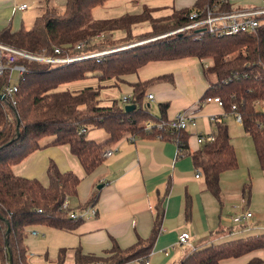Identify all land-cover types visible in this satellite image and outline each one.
Returning <instances> with one entry per match:
<instances>
[{
    "label": "trees",
    "instance_id": "trees-1",
    "mask_svg": "<svg viewBox=\"0 0 264 264\" xmlns=\"http://www.w3.org/2000/svg\"><path fill=\"white\" fill-rule=\"evenodd\" d=\"M107 1L65 0L64 6L59 8L51 0H38L31 26H21L15 32L7 26L0 31V43L35 54H51L53 47L76 53L72 51L73 47L82 43L84 47L79 52L87 53L110 48L117 42L149 39L182 28L190 23V11L203 6L214 9L215 13L231 11L224 1L195 0L191 7L171 9L165 16L153 17L152 9L145 7L137 14L93 19L92 9ZM259 20V27L252 32L218 36L203 29H185L99 58L54 67L20 60L17 64L24 67V72L11 100L3 96V87L11 80L10 73L6 71L0 76L1 264H30L25 242L28 228L42 225L71 230L82 222L81 218L72 219L68 215L73 208L60 209L65 198L77 195L80 178L72 171L62 172L50 161L46 168V186L37 179L12 173L13 165L46 146L68 145L84 173L89 175L103 162L104 147L124 134L173 141L177 147L176 158L189 156L194 168L200 171L206 190L214 197H220V174L237 167L225 121L222 118L214 120L209 134L213 140L204 141L196 151L190 152V134L187 131L171 132L166 127L168 103L158 104L159 115H153L144 104L148 85L170 80V76L133 84L129 104L134 108L130 111L124 109L126 103L122 100L101 103L100 92L104 87L117 84L123 76L134 74L149 62L187 57L209 59L206 72L214 75L216 81L206 88L200 100L218 97L225 113L240 117L241 128L251 138L259 166L264 170V16ZM143 21L148 22L149 30L132 35V26ZM114 30H123L126 35L114 40L111 37ZM100 34L101 37H96ZM89 77L97 80L96 86L76 91L59 89L63 84ZM110 81L114 82L103 83ZM149 121L162 125L163 129L158 131L156 126L145 129V123ZM92 129L103 130L107 138L102 142L87 139L86 132ZM46 136L53 138L42 145L40 139ZM94 203L95 198H91L87 205L78 208L85 209ZM162 216L160 201L149 238L138 240L127 249H121L114 242L102 256L83 254L77 249L74 264H124L135 259H141L144 264L154 246ZM259 249L264 250V234L194 248L179 264H220ZM63 256L61 250L59 264H62ZM246 264H264V261L254 258Z\"/></svg>",
    "mask_w": 264,
    "mask_h": 264
},
{
    "label": "crops",
    "instance_id": "crops-1",
    "mask_svg": "<svg viewBox=\"0 0 264 264\" xmlns=\"http://www.w3.org/2000/svg\"><path fill=\"white\" fill-rule=\"evenodd\" d=\"M220 1L227 3L231 11L255 9L262 5V0ZM51 2L59 7L64 6L65 0ZM173 2L171 9L178 10L191 7L195 0ZM19 4H26L27 8L18 10L16 6ZM37 7L38 0H0V31L7 26L12 32L21 26L26 27L33 22ZM29 9L32 13L30 19L27 17ZM171 9L160 11L157 8L154 14L162 13L158 16H165ZM207 60L187 57L149 62L134 74L123 76L116 86L126 91L123 95L130 96L133 84L158 76H170V80L148 85L143 101L148 109H152L150 102H167V119L181 111L195 117L196 126L187 130L193 135L188 138V149L193 152L201 145L195 143L194 136L210 134L214 120L222 118L225 121V116L232 115L225 113L215 103L202 106L198 103L208 88L203 77L206 71L204 65L208 67L210 63ZM149 94L153 96L151 100L147 99ZM152 114L157 115L154 112ZM211 117L215 119L211 120ZM239 126L241 128L240 123ZM242 132L232 137L228 129L237 167L220 174L219 198L206 190L201 173L195 177L196 169L189 156L176 158L177 147L173 141L124 134L115 143L104 147L112 149L113 153L103 158L101 165L89 175L84 173L68 145L46 146L34 151L13 165L12 173L37 179L46 186V168L52 161L60 171H72L80 178L77 195L68 198L69 207L77 211L87 205L91 198H95L92 207L96 213L93 217H85L71 230L42 225L28 228V233L34 238L30 243L25 240L28 262L44 264L39 262L41 258H53L56 251L61 250L63 259L68 256L73 261L77 249L83 254L102 256L114 242L121 249H127L138 240L150 237L160 201L162 222L147 264H179L194 248L264 234V170L259 166L251 138ZM86 138L102 142L107 135L101 129H92L86 132ZM240 209L251 212L252 217L242 224H233L231 217ZM182 232L190 235L186 244L177 242ZM165 250L169 251L167 256L163 253ZM254 258L264 261V250H255L220 264H246Z\"/></svg>",
    "mask_w": 264,
    "mask_h": 264
},
{
    "label": "built area",
    "instance_id": "built-area-1",
    "mask_svg": "<svg viewBox=\"0 0 264 264\" xmlns=\"http://www.w3.org/2000/svg\"><path fill=\"white\" fill-rule=\"evenodd\" d=\"M18 10H25L27 8L26 4H19L16 6ZM264 16V0H262V5L255 9H248L242 11H230L226 13H215V10L208 8L207 6H203L200 9H193L189 13L190 23L182 28H178L176 32L185 30V29H203L205 31L211 32L218 36H230L233 34L243 33V32H252L260 25L259 17ZM102 35H97L96 37H101ZM84 45L82 43H78L73 47L72 51L76 53H70V51H62V49L58 47H53L51 54H35L31 52H27L25 50L17 49L12 46H8L0 43V76H2L6 71L11 75L14 71L18 73V79L15 84L5 85L3 87V96L12 99L13 95L17 91V83L24 72V67L17 64L20 60H25L28 62H41L46 63L49 67H54L63 64H69L78 60L89 59V58H99L100 56L109 54L111 52L116 51L117 48L98 50L93 52H79L83 49ZM99 60V59H97ZM205 68L207 65H204ZM130 96L124 95L121 100L124 103L129 104ZM153 96L151 94L147 95V99L151 100ZM12 103L15 102L12 100ZM201 106L207 103H215L221 107V102L218 97H207L198 102ZM234 109V106H232ZM236 120L240 123V117L235 116ZM211 120H214V117H211ZM156 126L157 130H162L163 126L160 124H156L154 122H146L145 129L149 130L151 127ZM196 126L195 117L187 112H178L173 117L168 119L166 127L172 131H187L191 127ZM213 140L212 137L208 134L206 136L198 135L196 136V142L198 144L203 143L204 141ZM113 153L112 149L106 148L102 151V157L107 158ZM200 175V171L196 170L195 177ZM69 200L65 198L60 206V209L63 211L69 210ZM96 211L92 206L86 207L85 209L77 210V211H68V215L72 219L81 218L82 220L85 217H93ZM252 217V213L240 209L237 211L232 217L231 222L233 224H242L249 220ZM190 238V235L187 232H182L178 235L177 242L179 244H186ZM173 248V247H172ZM165 256L169 254V251L163 252ZM141 259H135L124 264H141ZM147 259L144 261V264H147ZM8 264V263H6Z\"/></svg>",
    "mask_w": 264,
    "mask_h": 264
},
{
    "label": "rangeland",
    "instance_id": "rangeland-1",
    "mask_svg": "<svg viewBox=\"0 0 264 264\" xmlns=\"http://www.w3.org/2000/svg\"><path fill=\"white\" fill-rule=\"evenodd\" d=\"M173 1L174 0H109L105 4L93 8L91 11V16L93 19L119 18V17L124 16V15H131V14L140 13V12H142V10L145 7L151 8L153 11V14H154L157 12V10H155L157 8H160V11L164 10V9H171V7L174 6ZM59 7L62 8L63 5H61ZM30 10L31 9H29V11L27 12L28 13L27 17L29 19L32 17V13ZM158 15H162V13L154 14L153 17H157ZM31 23L27 24L26 27L29 28ZM148 30H149L148 22L143 21V22L137 23L136 25L132 26L131 34L132 35H138L139 33H141V32L143 33V32L148 31ZM176 30H173L171 32H176ZM168 33H170V32H168ZM165 34H167V33H165ZM165 34H161V35H165ZM125 35H126V33L123 30H114L111 32V37L114 40L118 39V38H122ZM145 40H148V39L134 40V42L132 41V42H127V43L117 42V43H114L112 47H110V48L107 47L105 49H111V48H117V49L125 48L126 49V48H129L126 46H129L130 44H134L137 42L138 43L143 42ZM119 50H121V49H119ZM208 61L209 60H207L206 62H208ZM203 77L206 81L207 86L211 85L212 83H214L216 81L215 76L207 73L206 71L204 72ZM17 79H18V73L16 71H14L11 75V80H10L11 84H15L17 82ZM113 82L114 81H110L107 83L103 82V83L107 85V84H111ZM96 85H97V80L93 77H89V78H85L83 80L74 81L72 83L63 84V85L59 86V89L60 90L76 91V90H79V89H82L85 87H89V86L93 87ZM125 92H123L122 88L119 89L116 86V84L115 85H109L108 87L106 86L100 92L101 103L102 104H110L113 100L119 101L121 99V97L124 96L123 94ZM150 104L152 106V109H149V111L151 113H153V112L157 113V115H158L160 113L159 108H158V104L155 102H150ZM224 119H225V123H226L228 129H230V135L232 137L237 136L239 131L242 132V130L239 126V123L237 122L235 117H233L232 115H229V116H225ZM242 134H243V132H242ZM240 136H242V135H240ZM190 137H193V135L192 136L190 135L189 138ZM52 138H53L52 136L43 137L40 139V143L42 144V143L48 142L49 140H52ZM194 140H195V143L197 144L195 136H194ZM38 231H40V230H38ZM33 240H34V238L32 237L31 234L27 235L26 242L30 243ZM52 251L53 250H50V252H52ZM60 252L56 251L55 256H53V258H51L49 256V258L47 260L41 258V261H39V262L44 263V264H59L58 257H59ZM35 255H37V254H35ZM36 257H37V259H39L38 256H36ZM62 264H74V261L71 260L70 257L66 256V257H64Z\"/></svg>",
    "mask_w": 264,
    "mask_h": 264
},
{
    "label": "water",
    "instance_id": "water-1",
    "mask_svg": "<svg viewBox=\"0 0 264 264\" xmlns=\"http://www.w3.org/2000/svg\"><path fill=\"white\" fill-rule=\"evenodd\" d=\"M201 29H199L198 31H200ZM173 33H175V32H170V33H167V34H165V35H169V34H173ZM165 35H159V36H155V37H152V38H150V39H148V40H145V41H143V42H137V43H134V44H130L129 46H126V47H132V46H135V45H138V44H142V43H146V42H149V41H152V40H155V39H158V38H161V37H164ZM119 49H125V48H119ZM119 49H116V51L117 50H119ZM134 108V106L133 105H131V104H126L125 105V107H124V109L126 110V111H130V110H132Z\"/></svg>",
    "mask_w": 264,
    "mask_h": 264
}]
</instances>
